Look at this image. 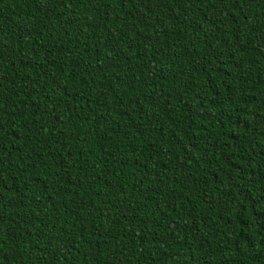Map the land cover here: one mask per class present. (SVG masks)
<instances>
[{"label":"trees","instance_id":"obj_1","mask_svg":"<svg viewBox=\"0 0 264 264\" xmlns=\"http://www.w3.org/2000/svg\"><path fill=\"white\" fill-rule=\"evenodd\" d=\"M0 264H264V0H0Z\"/></svg>","mask_w":264,"mask_h":264}]
</instances>
